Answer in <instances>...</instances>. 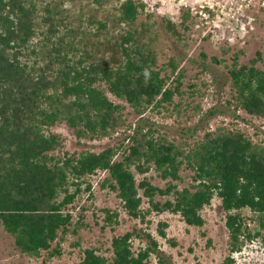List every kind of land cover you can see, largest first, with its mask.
Segmentation results:
<instances>
[{
  "label": "trees",
  "instance_id": "16d2710c",
  "mask_svg": "<svg viewBox=\"0 0 264 264\" xmlns=\"http://www.w3.org/2000/svg\"><path fill=\"white\" fill-rule=\"evenodd\" d=\"M67 1L71 0H0L2 227L22 253L39 257L44 251L45 263L61 256L68 233L87 226L84 214L75 219L72 209L83 192L93 197L87 177L101 170L107 173L101 187L116 192L127 214L142 222L153 211H168L188 225L203 226L201 212L218 196L229 232L228 254L221 264H235V255L260 235L249 228L242 210L249 209L264 228V139L254 142L239 129L209 130L199 124L194 131L204 129L203 134L190 141L160 130L149 118L141 122L147 110H167L175 105L176 95H184L183 70L172 84L157 65L149 24L136 25L145 3L123 0L115 6L112 21L124 27L108 37V19L92 15L87 19L91 27L82 19L72 25L71 11L64 7ZM94 2L103 8L104 0ZM188 15L182 14V22ZM167 22L173 31L174 23ZM240 53L234 54L229 70L228 107L264 120V50H257L248 64L239 62ZM167 65L172 74L178 70L174 58ZM107 92L126 102L140 121L132 122L126 105ZM217 111L210 109L207 120ZM60 123L78 139L124 137L99 152L56 154L64 140L52 128ZM151 168L168 180L165 188L147 176L137 181L136 174L145 175ZM182 169L192 172V184L179 189L174 181L182 179ZM156 195L173 199L161 202ZM144 198L147 208L142 207ZM101 211L103 227L120 224L118 210ZM168 225L159 222L163 238ZM135 239H145V246L135 250ZM168 242L175 245L171 238ZM110 251L108 256L99 248H84L79 264H173L158 240L142 228L113 236Z\"/></svg>",
  "mask_w": 264,
  "mask_h": 264
},
{
  "label": "rangeland",
  "instance_id": "374dc122",
  "mask_svg": "<svg viewBox=\"0 0 264 264\" xmlns=\"http://www.w3.org/2000/svg\"><path fill=\"white\" fill-rule=\"evenodd\" d=\"M122 1L104 0L103 8H101V5L94 0H71L67 1L64 7L71 11L72 25L82 19L85 26L91 27L87 19L92 15L96 18L108 19L109 34L107 35L109 37L116 33L115 30L118 31L124 27V25L117 26L112 21L116 12L114 7ZM142 1L146 5L145 13L140 16L136 25L141 21L149 24L150 35L153 38L152 46L157 55V65L164 69L163 75L170 76V82H173L172 80L180 69L183 70L181 90L184 91V95L182 98L176 95L173 102L175 105L167 106V110L165 108H159V111L157 109L147 110L141 122H145L144 118H149L150 124H155L160 130L190 141L203 134L204 129L198 133L194 131L199 124L209 130L218 126L239 129L254 142L262 141L264 120L249 115L244 110L234 111L228 107L227 100L232 92L229 70L232 67L234 54L242 50L239 62L248 64L249 60L256 55L257 50H264V6L260 5L263 0L251 9L250 12L254 19L247 26L243 37L234 39L232 43L212 40L207 31L208 24L204 18L209 13L207 10L212 0ZM193 7L201 10L202 14L200 12L195 14ZM186 12L189 15L182 22V14ZM210 15L213 17V13L210 12ZM39 17L38 15V23L41 28H44ZM168 20L174 23L173 31L167 27ZM171 58H174L178 64L175 74L171 73V68L167 65ZM107 94L113 101L126 105L125 112L128 113L132 122L140 121L139 116L133 113L126 102L119 100L110 92ZM196 107L201 108L199 112ZM210 109L218 111L216 115L207 120L206 113ZM52 130L60 133L64 140L62 148L55 151L56 154H63L65 151L70 153L99 152L108 145L118 143L124 137L122 134H115L100 140L78 139L65 123L57 124ZM180 174L182 179L174 181L178 188L190 186L192 172L182 169ZM105 176L107 173L99 170L87 177L92 186L93 197L83 192L74 204L76 207L72 209L75 219L80 213L84 214L87 226L79 229L77 234L68 233L62 242L61 256L53 257L45 263L46 253L44 251L39 257H31L22 253L16 247L13 236L4 230L0 223V264H79L84 248H99L101 253L109 256L112 237L135 228L149 231L158 240L160 248L170 256L173 264H194L196 261L202 264L222 263L228 254L229 232L225 224V211L218 196L215 195L211 204L202 210L201 213L205 219L203 226L188 225L179 214L168 211L162 213L153 211L146 217L145 222H142L127 214L116 192L101 187ZM143 176H147L153 184L161 188L167 186L168 180H163L154 168H151L145 175L136 174L137 181H140ZM168 198L173 199V195H156L155 200L164 202ZM82 206L86 210H82ZM148 206L144 198L142 207L147 208ZM103 208L120 212V224L114 229L109 226L103 227L104 213L101 211ZM242 214L252 232L260 231V235L247 242L243 249L235 255V264H264V228L260 226L258 220L253 219V214L249 209H243ZM164 221L169 224L166 228V238L161 237L158 232L159 222ZM168 238L173 239L175 245L168 242ZM145 243V239H135L133 247L136 250L145 246ZM152 261L156 262L154 256Z\"/></svg>",
  "mask_w": 264,
  "mask_h": 264
},
{
  "label": "built area",
  "instance_id": "2783aa9c",
  "mask_svg": "<svg viewBox=\"0 0 264 264\" xmlns=\"http://www.w3.org/2000/svg\"><path fill=\"white\" fill-rule=\"evenodd\" d=\"M259 3L260 0H212L204 18L212 40L232 43L234 39H241L254 19L250 11ZM260 5L264 6V0ZM193 9L195 14H202L196 7Z\"/></svg>",
  "mask_w": 264,
  "mask_h": 264
}]
</instances>
